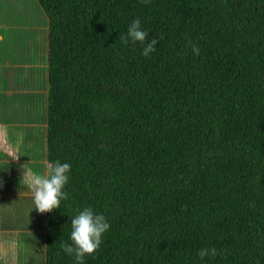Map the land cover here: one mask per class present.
<instances>
[{"label": "trees", "instance_id": "1", "mask_svg": "<svg viewBox=\"0 0 264 264\" xmlns=\"http://www.w3.org/2000/svg\"><path fill=\"white\" fill-rule=\"evenodd\" d=\"M36 1L37 260L264 264V0Z\"/></svg>", "mask_w": 264, "mask_h": 264}, {"label": "rangeland", "instance_id": "2", "mask_svg": "<svg viewBox=\"0 0 264 264\" xmlns=\"http://www.w3.org/2000/svg\"><path fill=\"white\" fill-rule=\"evenodd\" d=\"M46 33L47 19L36 0H0V191L14 198L0 199V216L25 227L13 247L0 254V264L10 254V264L26 263L32 254L31 262L37 260L45 235V219L37 210L47 183L42 164L46 63L41 56ZM15 37L16 47L11 42Z\"/></svg>", "mask_w": 264, "mask_h": 264}, {"label": "crops", "instance_id": "3", "mask_svg": "<svg viewBox=\"0 0 264 264\" xmlns=\"http://www.w3.org/2000/svg\"><path fill=\"white\" fill-rule=\"evenodd\" d=\"M2 64L5 66V63L2 62ZM6 89V93H11L13 92V89H8V88H5ZM2 91H0V94H1ZM7 198L9 199H12L14 200V198H12L11 196H9L8 194H1V191H0V199L2 201H6ZM42 206V208L40 207L38 211V213H40L42 216H43V210H44V205H43V200L40 204ZM35 210V209H34ZM28 215V214H26ZM5 216H0V230L2 231V233L0 234V254L4 255L3 252L6 251L8 252V250L6 249V244H8L9 242V246H12L13 247V243H14V239H17V236L19 234V231L20 229H22L24 231L25 227L22 225L21 227H17L13 220L11 219V222L8 223L6 220H5ZM44 218V217H43ZM43 229V228H41ZM44 230V229H43ZM12 259V255L10 254V257L8 260L5 261V264H10L9 262L11 261ZM21 264H43V262L39 261V260H35V261H21Z\"/></svg>", "mask_w": 264, "mask_h": 264}, {"label": "clouds", "instance_id": "4", "mask_svg": "<svg viewBox=\"0 0 264 264\" xmlns=\"http://www.w3.org/2000/svg\"><path fill=\"white\" fill-rule=\"evenodd\" d=\"M5 52L7 53V51H4V54H5Z\"/></svg>", "mask_w": 264, "mask_h": 264}]
</instances>
